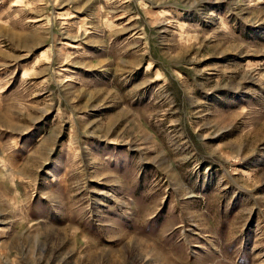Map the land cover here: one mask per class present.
<instances>
[{"label": "rangeland", "instance_id": "obj_1", "mask_svg": "<svg viewBox=\"0 0 264 264\" xmlns=\"http://www.w3.org/2000/svg\"><path fill=\"white\" fill-rule=\"evenodd\" d=\"M0 264H264V0H0Z\"/></svg>", "mask_w": 264, "mask_h": 264}]
</instances>
